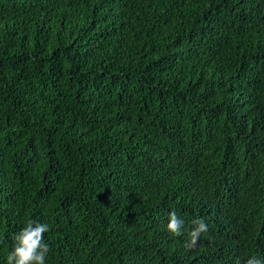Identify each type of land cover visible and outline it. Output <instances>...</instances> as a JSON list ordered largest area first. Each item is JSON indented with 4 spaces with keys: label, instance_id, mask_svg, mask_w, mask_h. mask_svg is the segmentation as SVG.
Returning a JSON list of instances; mask_svg holds the SVG:
<instances>
[{
    "label": "trees",
    "instance_id": "trees-1",
    "mask_svg": "<svg viewBox=\"0 0 264 264\" xmlns=\"http://www.w3.org/2000/svg\"><path fill=\"white\" fill-rule=\"evenodd\" d=\"M29 220L45 264L264 262V0H0V264Z\"/></svg>",
    "mask_w": 264,
    "mask_h": 264
},
{
    "label": "clouds",
    "instance_id": "clouds-1",
    "mask_svg": "<svg viewBox=\"0 0 264 264\" xmlns=\"http://www.w3.org/2000/svg\"><path fill=\"white\" fill-rule=\"evenodd\" d=\"M167 230L176 237L183 234L184 220L175 212L169 213ZM195 227L189 232L188 248H195L200 242L202 234L208 231V225L201 219L193 222ZM47 224L29 220L23 229L15 236V244L7 256L6 264H45L50 251L45 242L44 234L48 232ZM246 264H264L261 259L253 256Z\"/></svg>",
    "mask_w": 264,
    "mask_h": 264
}]
</instances>
